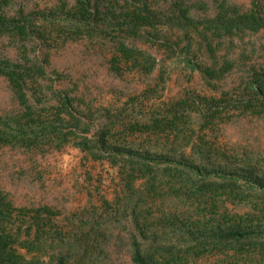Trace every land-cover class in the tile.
I'll return each instance as SVG.
<instances>
[{
	"label": "rangeland",
	"instance_id": "1",
	"mask_svg": "<svg viewBox=\"0 0 264 264\" xmlns=\"http://www.w3.org/2000/svg\"><path fill=\"white\" fill-rule=\"evenodd\" d=\"M173 2L188 11L158 29L47 25L44 37H0V58L45 69L27 97L57 113L67 96L87 120L40 139L6 131L0 264H138L136 251L141 264H264V23L229 10L264 11V0H156ZM19 109L0 76V114ZM247 228L260 233L225 236Z\"/></svg>",
	"mask_w": 264,
	"mask_h": 264
},
{
	"label": "trees",
	"instance_id": "2",
	"mask_svg": "<svg viewBox=\"0 0 264 264\" xmlns=\"http://www.w3.org/2000/svg\"><path fill=\"white\" fill-rule=\"evenodd\" d=\"M55 2L50 8L34 9L29 6L28 0H0V37L9 36L17 41H26L28 37L34 35L44 37L47 25L91 29H102L108 26L125 28L137 33L149 28L158 29V26L165 25L166 22H163V19L176 20L177 16L172 15L173 12L181 16L188 11L185 8H176L175 2L168 8H161L156 0H110L108 3H104L103 0H55ZM229 10H231V17H234L231 18L234 22L246 19L245 21L253 25L264 23V11L256 5L244 14H240V11L234 7ZM166 11L170 13L169 16L164 15ZM45 74L43 66L31 65L30 61H24V58L22 61L15 62L0 58V76L6 77L9 81L15 101L20 107L15 112L0 114V146L8 143L9 136L14 138L13 134L6 132L8 130L19 134L16 136L22 139H40L47 131H55L63 126L73 130H76L79 123L83 127L86 126L87 120L77 118L69 106L67 96L59 95L57 100L60 106L57 113H53L44 106L38 107L41 101L37 98L27 97L28 90L39 87L40 83H36V79ZM62 108L65 110L68 108L66 114L60 112ZM97 138L96 135L94 142L100 143ZM84 140L86 144L90 143L87 138ZM99 149L103 150L100 146ZM103 151L109 155L141 157L140 154L128 148L108 146ZM141 158L155 163H174L188 171H195L199 175L202 173L199 167L185 160L179 161L160 154ZM258 233L260 232L257 228H247L242 231L228 230L225 236L244 238L249 235H258ZM133 260L138 264L144 263L137 251Z\"/></svg>",
	"mask_w": 264,
	"mask_h": 264
}]
</instances>
